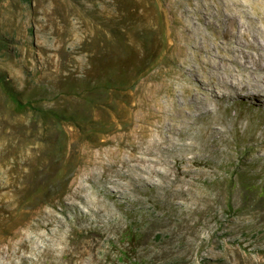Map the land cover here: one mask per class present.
Listing matches in <instances>:
<instances>
[{"label": "rangeland", "instance_id": "1", "mask_svg": "<svg viewBox=\"0 0 264 264\" xmlns=\"http://www.w3.org/2000/svg\"><path fill=\"white\" fill-rule=\"evenodd\" d=\"M210 1L0 0V264H264V107L207 89ZM143 46V77L82 87ZM4 82L67 119L18 111Z\"/></svg>", "mask_w": 264, "mask_h": 264}, {"label": "bare ground", "instance_id": "2", "mask_svg": "<svg viewBox=\"0 0 264 264\" xmlns=\"http://www.w3.org/2000/svg\"><path fill=\"white\" fill-rule=\"evenodd\" d=\"M241 2L244 3V0H211L203 14L194 15L196 20L193 29L201 30L200 23L203 22L207 28L215 31L216 36L222 37L220 44L209 45L207 34L199 31L203 34L197 48L207 53L204 62L211 71L209 80L205 81L209 86L207 89L220 88V100L226 101L247 99L250 95L242 91L254 90L251 101L255 103L245 104V107L255 109L264 107L259 99L264 94L260 92L264 91V41H261L264 40V26L260 25L264 23V16H260L256 22L250 11L242 7ZM235 28H238L237 32ZM232 39L233 44L230 43ZM217 98L216 95L215 101L213 97L205 94L204 98L199 99L197 94L194 95V101L200 104L197 107L209 106L210 112L214 108H223ZM229 107L227 106V110Z\"/></svg>", "mask_w": 264, "mask_h": 264}, {"label": "trees", "instance_id": "3", "mask_svg": "<svg viewBox=\"0 0 264 264\" xmlns=\"http://www.w3.org/2000/svg\"><path fill=\"white\" fill-rule=\"evenodd\" d=\"M131 18H126V23H129ZM149 49L146 46H143L141 54L138 58L132 59L135 66L133 69L130 68V60L126 58L123 61V65L120 63L119 65H104L98 66L94 68L96 71V75H94L93 80H86L82 84L87 91H91L92 93H105L112 89L119 90L126 86L127 83L133 80H138L143 77L146 72L151 69L155 65V60H157L156 56L153 57L149 54ZM130 55L127 54V57ZM154 62V63H153ZM101 65V63H100ZM134 73V75H132ZM2 80H5L3 77ZM4 87L6 89L7 95L14 104L15 108L20 112L25 111H34L43 117H53L59 122H63L67 119L66 113L62 110L54 109V108H44L38 103H35L32 98H28L24 100L21 93L12 87L8 82H4ZM127 90V89H126ZM88 91V92H89ZM134 230H131V236H133Z\"/></svg>", "mask_w": 264, "mask_h": 264}]
</instances>
